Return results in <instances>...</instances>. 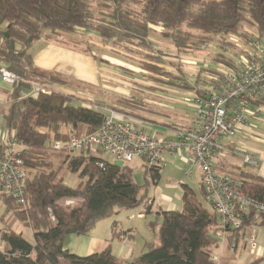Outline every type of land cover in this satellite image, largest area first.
Listing matches in <instances>:
<instances>
[{"label":"trees","instance_id":"1","mask_svg":"<svg viewBox=\"0 0 264 264\" xmlns=\"http://www.w3.org/2000/svg\"><path fill=\"white\" fill-rule=\"evenodd\" d=\"M155 31L178 52L215 43L221 51L211 56L209 66L237 69L234 60L223 53L228 50L226 45H231L227 37L239 35L244 42L253 35L264 39V0H0V62L18 76L3 110L4 128L15 131L29 172L25 206L1 192L0 198L5 212L12 211L33 233V242H29L12 229H0L4 243L0 264H217L212 259V247L221 227L216 213L200 199H207L201 184L199 194L181 184L182 208L157 211L161 216L158 241L147 243L146 251L129 262L120 261L109 245L85 256L64 249L66 236L87 234L98 220L119 208L145 204L149 200L147 187L157 184L160 170L145 164L143 182L137 184L126 163L118 166L117 161L99 154L71 156L65 150H54V140L65 142L71 136L94 131L104 112L98 106L73 105L68 94L49 89L48 85L65 80L57 73L36 68L30 48L41 38L79 43L71 35L90 32L102 41L141 52L138 69L153 82L192 89L200 97L205 90H216L222 84L220 71L203 66L199 69L210 72L209 77L197 72L192 83L186 81L181 63L175 62L181 59L179 55L165 53L148 39ZM34 84L49 92L21 93L24 89L27 93ZM122 103L139 109L145 106L134 98H123ZM64 170L77 175L75 184L64 182ZM220 171L240 176L244 190L264 202V178L247 168L232 166V170ZM64 198L79 202L71 207L59 205L57 202ZM252 224L264 226V215L255 219L250 213L241 229ZM156 225V220L151 222L152 227Z\"/></svg>","mask_w":264,"mask_h":264},{"label":"built area","instance_id":"2","mask_svg":"<svg viewBox=\"0 0 264 264\" xmlns=\"http://www.w3.org/2000/svg\"><path fill=\"white\" fill-rule=\"evenodd\" d=\"M264 39L253 35L245 45V54L237 69H223L222 84L216 90H205L204 96L194 94L195 115L186 126L179 127L174 140H160L138 129L131 118L108 109L100 125L92 132L71 136L67 141L54 140V150L77 152L82 155L108 153L115 161L128 163L144 159L148 167L161 170L163 154L189 162L197 169L200 184L211 208L219 219L221 232L242 231L243 219L253 213L255 219L264 215V202L254 199L244 190L240 176L220 171L217 163L226 155L220 142L225 136L238 134L244 125L258 117L264 101ZM0 80L12 85L18 76L0 62ZM49 92L32 85L27 95ZM23 146L14 130H0V192L4 197L25 206L28 169L22 158ZM243 164L255 165L256 159L247 151L235 149ZM103 166V162H98ZM254 224L245 228H253ZM248 230V231H249ZM252 230L247 240L255 246ZM218 261L217 255H212Z\"/></svg>","mask_w":264,"mask_h":264},{"label":"crops","instance_id":"3","mask_svg":"<svg viewBox=\"0 0 264 264\" xmlns=\"http://www.w3.org/2000/svg\"><path fill=\"white\" fill-rule=\"evenodd\" d=\"M30 52L32 54L34 66L40 70L57 73L63 77L64 80L69 79L73 82L83 80L90 85H94L96 88L100 86V88H102L100 94L113 93L112 99L116 104L122 103V99L127 98L124 96L126 95V91L123 88V84L126 85L125 78L127 77L124 73H119L121 72V69L117 66L118 64H115L117 66L116 68L107 61H105L106 63H102L96 58L93 61L88 58L87 51L80 50L74 46L63 44L53 39H39L32 45ZM96 63L98 65H96ZM110 67L114 69H111ZM130 78L132 79V77ZM116 81L121 82L122 85L120 86ZM149 83L148 85L152 86V88H149L150 90H143L137 85H130L128 83L131 87L135 88L133 89L129 87V90L134 92L132 94L133 97H135L134 99L140 100V102L145 105L144 108L141 109L143 110V113L136 115L127 110H119L120 107L113 108L116 109L120 115L131 118L138 129L144 131L146 134L160 140H174L176 129L188 125L192 116L195 115V110L192 111L191 107L190 109L179 107L181 105L179 102H182V100L176 96H171L169 93L185 91L192 93L194 96L195 90L169 86L167 84H158L152 81H149ZM11 89L12 86L10 84L0 80V130L4 129L3 110L9 104L8 95L11 92ZM151 89L154 91H151ZM21 93L26 95L28 92L26 93V90L24 89ZM104 94L101 96L100 100L94 102L87 97L78 99L87 101L90 106L104 108L107 107L106 105H109L103 100L107 98ZM166 98L170 99V101H175L176 105L168 104L169 102H166ZM188 102L193 104V101ZM263 105L264 103L260 105V113L258 117L244 125L237 135L243 134L247 132V130L254 131L255 129H260L261 132H264V115L261 111ZM109 106L112 107L111 105ZM221 143L226 148V156L217 163V168L219 170H232V166H234L235 168H247L254 172L252 168L256 167L258 168V174L256 172L254 173L264 178V153L251 151L250 153L256 159V164H243L241 155L235 152L236 148L230 144L224 142ZM237 159L239 162H237ZM132 161L134 162V167L138 168L143 182V171L146 166L144 159L135 158ZM132 161H130V163ZM180 161L181 160L178 158L170 156L167 153L163 154V166H173ZM130 163L128 162L127 165L131 167L133 171V167ZM162 168V171L160 170V179L161 172L164 170ZM157 184L155 185L157 186L156 188L159 195V192L163 191V187H160L161 183L159 185ZM181 184L186 183L181 182L180 185ZM162 196V205L168 207L167 210L175 209L173 208L175 204L173 203L174 200L172 197L163 193ZM156 197L157 196L150 197V195H148L149 200L145 204L126 208L123 212L117 211L116 215L112 214L109 217L98 220L87 234H70L66 236L64 239V249L71 253L85 256L100 252L109 245L113 254L120 261H131L146 249L147 243H156L154 239L155 235L158 237L157 230L151 226L153 217L157 218V223L158 220L161 219V216L157 214V209L159 208L155 206V204H157ZM147 206H150L149 212H145ZM159 210L162 209L160 208ZM114 228L117 233L115 236H113ZM150 228L152 229V235L149 231ZM248 230L249 229L244 228L237 233L232 232L231 230H226L224 231L225 233L223 236H220V230L216 232V243L212 247V254L218 256L217 264H239L243 259H248V264H251L262 259L264 247H252L248 251L245 245V238L247 237ZM247 251L250 252V255H248Z\"/></svg>","mask_w":264,"mask_h":264},{"label":"rangeland","instance_id":"4","mask_svg":"<svg viewBox=\"0 0 264 264\" xmlns=\"http://www.w3.org/2000/svg\"><path fill=\"white\" fill-rule=\"evenodd\" d=\"M246 28H247L246 30L251 29L249 27H246ZM156 30H158V28H156ZM71 37H76L77 39H79V43L77 42L75 44H72V42H69L68 44L80 50L87 51V56L89 59L94 61V59L96 58L98 61L102 63L107 61L111 63L112 66L114 65L113 67H116V68L117 66L115 64L122 65L124 67V69L121 68L120 70L121 72L119 73L120 74L124 73V75L127 77L125 78L126 85L123 84L124 86L123 88L126 91V95L124 96H126L127 98H135L132 95L134 92H131L129 90V87L133 89L135 88L131 87L130 85H137L143 90H146V89L150 90L149 88H152V86L148 85L149 81L151 80L146 78L145 75L141 73L140 70L138 69L139 61L143 56L141 52L140 53L133 52L130 49H127L126 47H124L123 45L113 43L112 41H107V42L102 41L98 36L93 35L90 32L85 33V34L71 35ZM148 39L154 44L156 48L164 51L165 53L170 54V55H174V54L179 55L181 59H177L178 61H175V62L181 63L180 68L182 69V71H184L182 74L181 73L179 74L185 75V80L190 83L194 81L197 72L198 73L201 72L202 76H205V77L210 76V72L201 71L199 69L201 66L205 68H209V69H215L220 72L223 71L221 67L214 68L213 66L211 65L209 66L208 64L209 59H211V56L214 53L221 51V49L217 45H215V43L208 44L195 51L178 52L176 48L174 47V45L169 40L163 38L160 35V33L157 31L150 33V35L148 36ZM227 40L231 43V45H226L228 50L224 51L223 53L227 55L228 57L232 58L234 62L237 64V66H239L240 58L243 57L245 54L244 47L247 44V42H244L239 35L238 36L229 35L227 37ZM205 63H207L208 66L207 65L205 66ZM96 65L98 64L96 63ZM168 66L171 67L170 65ZM111 69H114V68H111ZM171 69L174 70V68L172 67ZM130 77H132V79ZM116 82L120 86L122 85L121 82L119 81H116ZM143 83H146V84H143ZM155 83L164 84L161 82H155ZM48 88L54 91L64 93V94H69V96L71 97V103L73 105L86 106V107H89L90 104L87 101L85 100L82 101V100H79L78 98L87 97L88 99L92 100V102H94V101L100 100L101 96L104 94V93L100 94V92L102 91L101 90L102 88H100V86L96 88L94 85H90L89 83L83 80H78L76 82H73L72 80L65 79V84L56 83L54 85H48ZM151 91H154V90L151 89ZM112 94H108V93L104 94V96H106L107 98L103 100H105L107 104L123 108L124 110H127L128 112L132 114L137 115V114L143 113V110L137 107L125 105L123 103H118V104L114 103L112 99L113 98ZM169 94L171 96H176L182 100V102H179L181 103L179 107H182L184 109H190L191 107L192 111L196 110L195 105L188 102V101L193 100L192 93L182 91V92H177V93L173 92ZM165 100L166 102H169L168 104L176 105L175 101L173 100L170 101V99L168 98H166ZM109 105H106L107 107H104L103 110L101 108L99 109L102 110L103 112H105L106 110L108 112V109H112L116 111V109H114L113 107H110ZM261 111H262V114L264 115V105L261 107ZM221 142L230 144L236 149L244 150L249 153L251 151H257V152L264 153V132H261L260 129H255L254 131L247 130V132L243 134H239V135L235 134L233 136H225L221 139ZM69 154L71 156H80V154L77 152H70ZM99 156L108 161H114V159L108 153H99ZM237 162H239V160ZM130 165L133 167L132 177H133L134 182L137 184H140L142 182V177H141V174L138 168L134 167L133 161L130 163ZM162 169L164 170L163 172H161V179L159 180L157 185L161 183L160 187H163V191L159 192V195H158V190L156 188L157 187L156 185L151 184L150 186L147 187V193L148 195H150V197L157 196L156 197L157 204H155L157 208L159 209L161 208L162 210L163 209L167 210L168 208V207H165V205H162L163 204V201L161 200L163 199L162 193L168 194L170 197H172V199L174 200L173 203L175 204L173 208L178 209V210L182 208V199H181L182 190H180L181 182L186 183L190 188H192L196 193L199 194L200 176L197 173L196 168H194L189 162H185L184 160H181L180 162H178L177 164L173 166L164 165ZM252 169L254 172L258 174V168L255 167ZM62 176L64 177V182L68 185L75 184L77 180L76 174L71 173L66 170L62 171ZM156 192H157V195H156ZM200 199L202 200L203 204L206 207L211 209V205H210L208 198L207 199L200 198ZM78 202L79 201L76 199L64 198V199H60L57 203L65 207H71V206L78 204ZM124 210H126V208H119L115 211V213H113V215H116L117 211L123 212ZM155 220H157V218L153 217L152 221H155ZM160 223H161V219L158 220L157 225L154 227L156 228L157 231H158V226ZM2 228L12 229L15 232L20 233L22 237L25 238L27 241L33 242V233H32L31 228L28 225H26L22 220L18 219L12 211L5 212L4 202L2 198H0V229ZM246 229H249V228H246ZM252 230L255 232L254 233L255 246L264 247V226L254 225L253 228H250L247 234H249ZM149 231L152 235L151 228ZM245 239H246L245 245L249 251V249L252 248V244L248 242L247 237ZM154 240L156 242L158 241V237L156 235H155ZM3 248H4V243L0 240V250H2ZM145 251L146 249H144L141 253ZM248 255H250V252H248ZM248 263H249L248 259H243L239 262V264H248ZM120 264L122 263L120 262ZM254 264H264V254H263L262 259L259 260L258 263L254 262Z\"/></svg>","mask_w":264,"mask_h":264},{"label":"water","instance_id":"5","mask_svg":"<svg viewBox=\"0 0 264 264\" xmlns=\"http://www.w3.org/2000/svg\"><path fill=\"white\" fill-rule=\"evenodd\" d=\"M115 164L118 165V166L123 165L122 161H117Z\"/></svg>","mask_w":264,"mask_h":264}]
</instances>
